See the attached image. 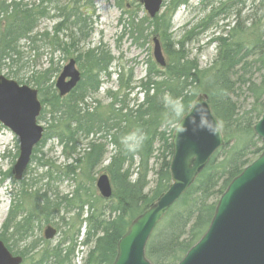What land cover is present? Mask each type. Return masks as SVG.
I'll return each mask as SVG.
<instances>
[{
  "label": "trees",
  "instance_id": "trees-1",
  "mask_svg": "<svg viewBox=\"0 0 264 264\" xmlns=\"http://www.w3.org/2000/svg\"><path fill=\"white\" fill-rule=\"evenodd\" d=\"M188 1H164V11L154 18L145 15L137 20L133 14L124 20L125 12L121 16L120 21L127 20L131 27L129 34L135 44L142 46L150 36H156L167 56L165 66L150 60L145 75L136 81L133 69L116 59L102 42L84 50L96 17L93 0L62 4L60 0H0V67L9 66L11 76L19 77L26 67L24 45L35 63L43 56L48 58L47 66L33 67L28 79L38 89L44 106L39 121L48 122L34 152L55 138L69 149L68 157L78 155L63 169L53 168L51 162H39L47 168L44 180L76 182L71 197L57 189H52L53 197L34 195L22 187L14 201L0 239L10 251L22 256L21 264H76L77 254L84 248L83 264H112L118 241L131 222L168 189L175 126L200 94L207 96L225 144L154 228L145 249L151 264H177L184 257L208 229L229 183L261 153L263 143L253 127L264 107V0H252L247 10L249 0L221 2L214 14L225 12L227 17L222 19L221 30L207 41L215 44L216 54L205 68L185 48L190 33L175 40L171 32L174 14ZM47 18L57 22L50 31L41 30L39 26ZM213 18L209 17L204 28H209ZM75 53L81 79L71 92L61 96L55 81L62 67L55 58L62 54L67 59ZM113 73L117 74V89L106 91L108 103L89 107L85 99L99 92L102 75L111 78ZM135 89L142 97H134L132 103L130 95ZM166 94L181 99L184 105L182 116L167 127ZM137 129L146 135L143 146L136 153L127 152L120 139ZM82 141L84 147L78 153ZM98 168L112 183L109 199L94 193ZM5 176L12 178L11 169ZM60 212L63 214L55 223L57 234L61 233L59 239H33L36 223L43 220L49 225ZM10 238L31 241L23 250L14 251L7 244Z\"/></svg>",
  "mask_w": 264,
  "mask_h": 264
},
{
  "label": "water",
  "instance_id": "water-1",
  "mask_svg": "<svg viewBox=\"0 0 264 264\" xmlns=\"http://www.w3.org/2000/svg\"><path fill=\"white\" fill-rule=\"evenodd\" d=\"M141 2L151 18L163 5V0ZM153 41L154 58L165 66L161 43L156 37ZM80 79L76 60L71 58L58 75L55 87L64 96ZM42 108L37 88L0 74V123L19 140V155L12 169L15 180L23 178L35 147L43 139L45 129L38 120ZM181 122L184 130L178 132ZM253 131L263 142L262 152L229 183L218 200L208 229L177 264H264V107ZM224 144L220 123L207 96L200 94L175 126L168 189L131 222L118 241L112 264H151L145 249L153 229ZM96 187L105 199L113 194L106 173L97 177ZM56 233L57 229L51 225L44 230L48 240ZM22 261V256L13 254L0 239V264H21Z\"/></svg>",
  "mask_w": 264,
  "mask_h": 264
},
{
  "label": "rangeland",
  "instance_id": "rangeland-1",
  "mask_svg": "<svg viewBox=\"0 0 264 264\" xmlns=\"http://www.w3.org/2000/svg\"><path fill=\"white\" fill-rule=\"evenodd\" d=\"M66 1L67 0H60L61 4ZM117 1H119L120 5H118ZM164 1L168 2V0ZM223 1L225 0H189L187 6H179L173 17L171 32L173 33L174 39L181 40L185 35H187V32L190 33V40L185 42V48L187 51L191 52V57H196L198 59L201 68L209 66L216 54L215 44H208L207 41L215 32L218 33V31L221 30L222 19L227 17L225 12L218 15L214 14V12L219 9L221 2ZM250 4H252V0L247 2L246 10L249 8ZM93 5L95 7L96 17L93 24V32L87 43L84 45V50L90 47H95L102 42L116 57V59H121L123 63L128 64L127 67L133 69L135 80L138 81L145 75L148 62L150 60L155 62L153 38L156 36H150L147 42H145L142 46H139V44L134 43L133 38L129 34L131 27L126 24L127 20L120 21V18L124 12V20L127 18L129 19L133 14L136 15L137 20L143 18L145 15L150 18L149 14L145 11L140 0H93ZM53 9L54 8H52V14L54 12ZM162 11H164V7L162 8ZM226 12H228V10ZM246 13L248 12H243V14ZM210 16H213L214 18L209 23V28H204L205 22L208 21ZM230 19H233V16ZM56 22L57 20L53 18L44 19L39 28L41 30L50 31ZM139 42L141 43V41ZM24 51V61H26V67L21 71L19 70V77L11 76L9 66L0 67V74L12 78L19 83L21 82V84H27L33 87L28 80L33 67L37 65L38 67L36 68H45L47 66L48 58L43 56V58L36 60L35 63V58L33 55L29 54L26 45H24ZM163 54L165 60L167 61V56L164 51ZM75 56L76 53L67 59H64L62 54H57L55 62L59 61L61 67L63 68L69 62V59L75 58ZM116 63L117 61L114 62L111 68L113 72L116 69ZM62 68L60 72L62 71ZM77 68L80 70L79 65H77ZM101 82L102 84L99 92L95 95H90L85 99V103L91 108L97 107V104L99 103H108V99L105 98V93L108 89H117V74L113 73L111 78H107L102 75ZM136 96L139 99L142 97L140 94H137V89H135L130 95L132 103L134 102L133 98ZM47 119H50V117L47 116ZM39 123L46 130L48 122L41 120ZM80 143L81 145L78 153L81 149H83L85 141ZM67 151H69V149L65 150L55 138H49L37 152H33V155L36 153L35 159L34 161L31 159V162L24 173V177L21 180H15L13 173L12 178H10V176H5V173H7L10 169L12 171L13 166L17 161L19 155V140L10 129L0 125V232L2 230V225L8 218V214L14 204V201L18 200V195L22 187H24L25 190H29L31 193H34V195L38 193L40 195L47 193L49 197H53L52 189H57L61 195L68 194L69 197L72 196L76 187L75 181L71 179H62V181L59 180L53 183L49 180H44L43 176L45 175L47 168L39 165V162L47 161L48 163H52L53 168L58 167L59 169H63V166L70 164L75 157H78L77 154H74L72 157H68L66 154ZM109 156L110 153H108L106 157ZM106 163L107 161L103 165ZM102 173L103 171L101 168H98L94 173V193L97 194L99 193L96 188V179ZM53 174H55V172H53ZM149 177L151 180L155 179L153 173H151ZM13 180L16 182L14 181V183ZM61 214H63V212H60L59 215L51 218L49 224L56 227L55 223L58 221ZM84 215H86V211H84ZM67 216L69 217L72 215ZM75 221L76 219H72V222ZM47 225L48 223L43 220L36 223L33 232V239L41 236L43 237V232ZM9 233H11V230H9L8 234ZM60 234L61 233L59 232L52 240L57 241ZM7 236L8 235L5 234V237ZM30 241L31 239L26 242H22L19 239L10 238L7 244L13 247L14 251H21L29 244ZM85 255L86 248L77 254L76 264H83V258Z\"/></svg>",
  "mask_w": 264,
  "mask_h": 264
},
{
  "label": "clouds",
  "instance_id": "clouds-1",
  "mask_svg": "<svg viewBox=\"0 0 264 264\" xmlns=\"http://www.w3.org/2000/svg\"><path fill=\"white\" fill-rule=\"evenodd\" d=\"M164 104L168 110V119L165 122V127L176 123V120L180 118L184 111V105L181 99L174 98L170 95L163 97ZM183 126L177 128L178 132H182ZM146 139V135L143 130L137 129L121 137L120 143L127 152H138Z\"/></svg>",
  "mask_w": 264,
  "mask_h": 264
}]
</instances>
